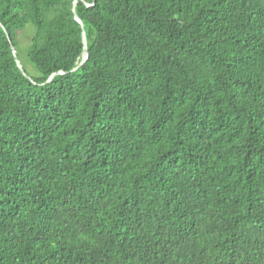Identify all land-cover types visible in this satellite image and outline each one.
Returning <instances> with one entry per match:
<instances>
[{
    "label": "trees",
    "instance_id": "16d2710c",
    "mask_svg": "<svg viewBox=\"0 0 264 264\" xmlns=\"http://www.w3.org/2000/svg\"><path fill=\"white\" fill-rule=\"evenodd\" d=\"M0 264H264V0H0Z\"/></svg>",
    "mask_w": 264,
    "mask_h": 264
},
{
    "label": "rangeland",
    "instance_id": "374dc122",
    "mask_svg": "<svg viewBox=\"0 0 264 264\" xmlns=\"http://www.w3.org/2000/svg\"><path fill=\"white\" fill-rule=\"evenodd\" d=\"M33 32H34V28L31 24L26 25L24 28L18 31L17 55L22 67L25 69L28 75L37 76L38 71L27 56L28 45L30 43V39L31 36L33 35Z\"/></svg>",
    "mask_w": 264,
    "mask_h": 264
},
{
    "label": "water",
    "instance_id": "95a60500",
    "mask_svg": "<svg viewBox=\"0 0 264 264\" xmlns=\"http://www.w3.org/2000/svg\"><path fill=\"white\" fill-rule=\"evenodd\" d=\"M75 18H76V20L77 21H79L80 23H82L81 22V19L75 14ZM83 38L85 39V35H84V33H83ZM12 50H13V54H14V57H15V61H16V63H17V66L21 69V71L22 72H24V70H23V68H22V65H21V63H20V60L18 59V57L16 56V53H15V48H14V46L12 45ZM87 56H88V54H87V51H86V41L84 40V50H83V53H82V59H81V61L78 63V65L77 66H75L74 68H73V70L74 69H76L78 66H80L86 59H87ZM27 77H29V75H27V74H25ZM54 75V73L53 74H51L50 76H49V78L47 79V81H49L51 78H52V76ZM30 78V77H29Z\"/></svg>",
    "mask_w": 264,
    "mask_h": 264
}]
</instances>
